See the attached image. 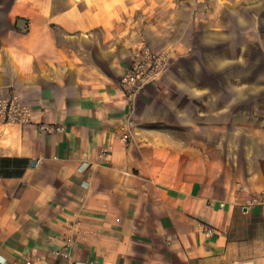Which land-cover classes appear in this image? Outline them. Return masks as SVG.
<instances>
[{"label": "crops", "instance_id": "0c3cea01", "mask_svg": "<svg viewBox=\"0 0 264 264\" xmlns=\"http://www.w3.org/2000/svg\"><path fill=\"white\" fill-rule=\"evenodd\" d=\"M218 1L0 9V97L31 115L0 124V264H264V206L248 204L264 181L244 192L141 128L124 82L149 30L180 22L185 3L214 16Z\"/></svg>", "mask_w": 264, "mask_h": 264}, {"label": "rangeland", "instance_id": "374dc122", "mask_svg": "<svg viewBox=\"0 0 264 264\" xmlns=\"http://www.w3.org/2000/svg\"><path fill=\"white\" fill-rule=\"evenodd\" d=\"M204 4H182L180 22L154 26L136 48L133 61L149 48L161 64L134 110L141 128L245 192L264 181V0L214 2V16Z\"/></svg>", "mask_w": 264, "mask_h": 264}, {"label": "built area", "instance_id": "2783aa9c", "mask_svg": "<svg viewBox=\"0 0 264 264\" xmlns=\"http://www.w3.org/2000/svg\"><path fill=\"white\" fill-rule=\"evenodd\" d=\"M132 68L124 77V82L127 85V89L132 93L141 88L144 84L149 82L150 79L154 78L158 68L161 64L160 58L148 48L144 49L138 57L133 61ZM30 110L27 106H24L19 98L16 96L11 97H0V124L2 125H16L29 123L30 120ZM40 129L45 132H50L53 130H61V127L53 128L51 125L42 124ZM122 141L126 142L128 139V134L123 135ZM249 205H263L264 206V189L259 190L254 194L250 200H248ZM72 244V238L67 240V246ZM64 257H68L69 254L67 249L61 251ZM25 264H30L26 261Z\"/></svg>", "mask_w": 264, "mask_h": 264}, {"label": "trees", "instance_id": "16d2710c", "mask_svg": "<svg viewBox=\"0 0 264 264\" xmlns=\"http://www.w3.org/2000/svg\"><path fill=\"white\" fill-rule=\"evenodd\" d=\"M2 0H0V3H1Z\"/></svg>", "mask_w": 264, "mask_h": 264}]
</instances>
